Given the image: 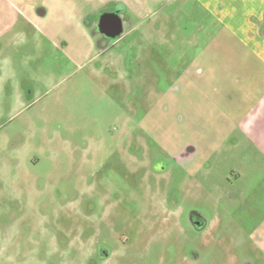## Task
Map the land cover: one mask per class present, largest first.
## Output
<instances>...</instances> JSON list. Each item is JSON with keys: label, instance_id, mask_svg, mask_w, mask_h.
<instances>
[{"label": "rangeland", "instance_id": "obj_1", "mask_svg": "<svg viewBox=\"0 0 264 264\" xmlns=\"http://www.w3.org/2000/svg\"><path fill=\"white\" fill-rule=\"evenodd\" d=\"M87 14L82 0H0V264H261L263 171L203 144L195 101L190 134L164 114L186 103L167 93L195 49L158 38L142 55L127 39L98 55Z\"/></svg>", "mask_w": 264, "mask_h": 264}, {"label": "crops", "instance_id": "obj_2", "mask_svg": "<svg viewBox=\"0 0 264 264\" xmlns=\"http://www.w3.org/2000/svg\"><path fill=\"white\" fill-rule=\"evenodd\" d=\"M82 1L88 3V39L96 35V25L100 34L116 38L107 49L97 44V38L98 55L127 39L142 55L150 54L156 45L153 40L158 38L175 49L174 55L194 48L191 54L199 57L197 63L184 67L167 93L171 98L184 93L186 99H181L186 103L165 101L164 114L172 118L167 122L172 124L180 118L182 134H190L183 113L195 101L212 123L209 128L197 127L204 134L214 135L213 143L205 139L203 144L230 153L235 166L246 175H250V169H260L264 176V0ZM108 21L120 22L117 34L101 28ZM209 74L214 79L207 81ZM177 110L179 115L172 116ZM237 177L241 181V175ZM242 199L247 198L235 197V201ZM250 211L249 242L258 253L259 263L264 264V216L255 223L256 213L262 210Z\"/></svg>", "mask_w": 264, "mask_h": 264}, {"label": "flooded vegetation", "instance_id": "obj_3", "mask_svg": "<svg viewBox=\"0 0 264 264\" xmlns=\"http://www.w3.org/2000/svg\"><path fill=\"white\" fill-rule=\"evenodd\" d=\"M103 26H105L106 31H109L110 34H112V32H114V29H115V23H114V21H108V22H106L105 25L103 24ZM100 35L102 37H100L98 39L99 43H101L102 46L109 44V46L103 47L104 49H107L108 47H112L115 44L116 38L114 36L108 35V34L107 35L104 34V36H103V34H100Z\"/></svg>", "mask_w": 264, "mask_h": 264}, {"label": "water", "instance_id": "obj_4", "mask_svg": "<svg viewBox=\"0 0 264 264\" xmlns=\"http://www.w3.org/2000/svg\"><path fill=\"white\" fill-rule=\"evenodd\" d=\"M104 25H105V24H104ZM101 28H102L103 30H106V28H105V26H103V24H102ZM119 31H120V22L117 21V22L115 23L114 33L117 34Z\"/></svg>", "mask_w": 264, "mask_h": 264}]
</instances>
